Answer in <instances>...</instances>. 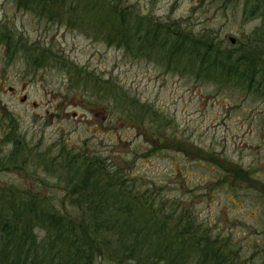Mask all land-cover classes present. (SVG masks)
<instances>
[{
	"label": "rangeland",
	"instance_id": "rangeland-1",
	"mask_svg": "<svg viewBox=\"0 0 264 264\" xmlns=\"http://www.w3.org/2000/svg\"><path fill=\"white\" fill-rule=\"evenodd\" d=\"M117 2L171 31L210 37L221 45L231 37L241 41L259 20L244 16L242 0ZM96 3V12L80 17L69 11V19L76 22L65 27L60 20L47 25L33 12L17 8L16 0H1L0 34L8 33L15 50L6 53L0 45V136L11 125L18 136L43 150L56 140H64L68 149L86 140L104 160L133 175L137 185L156 187L178 199L213 235L228 234L243 259L237 263L264 264V98L177 71L175 61L106 42L98 36L104 33L103 25L97 31L86 20L102 22L112 2ZM84 21L86 25H78ZM41 27L45 40L38 36ZM49 46L54 63L37 66L38 50ZM60 59L70 62L67 71ZM75 67L92 73L87 84L72 78ZM103 80L115 86L122 99L143 103L156 115L148 116L160 121L150 123L146 117V126H136L119 119L120 112H127L121 104L114 106L112 95L107 99L86 89ZM9 86L16 91L12 97L4 92ZM22 92L27 93L25 104L19 101ZM156 129L163 132L161 138L154 136ZM1 146L5 158L10 144ZM3 165L0 187L46 193L26 171L13 163Z\"/></svg>",
	"mask_w": 264,
	"mask_h": 264
},
{
	"label": "trees",
	"instance_id": "trees-1",
	"mask_svg": "<svg viewBox=\"0 0 264 264\" xmlns=\"http://www.w3.org/2000/svg\"><path fill=\"white\" fill-rule=\"evenodd\" d=\"M103 1L112 2L113 8L105 10L102 22L89 16L86 21L97 31L103 25L104 33L98 36L106 42L127 52L175 61L177 71L264 98V0H242L244 16L259 20L241 41H222L224 45L195 33L171 31L117 0ZM16 2L24 9L36 4L50 8L69 25L76 22L69 19V11L80 17L97 10V0H87L86 8L84 0ZM11 44L9 40L8 53L15 50ZM61 63L67 71L70 62ZM72 71L77 84L91 80L92 73L83 67ZM102 82L94 81L86 89L107 99L112 95L114 106L121 104L127 112H120L119 119L136 126L146 117L150 123L160 121L148 116L156 115L143 103L122 99L115 86ZM130 110L136 112L129 115ZM10 129L0 139V153L3 143H11L4 152L8 155L0 156V167L13 163L36 178L35 186L46 193L0 187V264H246L237 263L243 259L228 234L213 235L178 199L164 196L156 187L137 185L133 175L104 160L86 140L70 149L64 140H56L43 150L18 136L14 126ZM162 135L156 129L154 136Z\"/></svg>",
	"mask_w": 264,
	"mask_h": 264
},
{
	"label": "flooded vegetation",
	"instance_id": "flooded-vegetation-1",
	"mask_svg": "<svg viewBox=\"0 0 264 264\" xmlns=\"http://www.w3.org/2000/svg\"><path fill=\"white\" fill-rule=\"evenodd\" d=\"M0 3H1V0H0ZM16 7L24 9L23 7L19 6L17 4V2H16ZM25 10L33 12L34 14H36L39 17V20L42 22H46L47 25H49L50 23H56L58 21L56 12L51 11L50 8H45V7L41 6L40 4H36L35 6H33L31 8H26ZM59 24H62L65 27L70 26L67 22H63V23L60 22ZM0 27H1V29L3 27L1 20H0ZM1 32H2V30H1ZM38 36H40L43 40H45V38L47 37L46 32H44V29L42 27L40 29V33L38 31ZM8 41H9L8 33H1L0 34V45H2L4 52H6V53L9 50ZM15 44H16V42H15ZM51 50H52V48L50 46L46 47V48H40L38 50L37 55H36L35 60H34V62L36 63L37 66L43 67V66H46V64L52 65L54 63L53 60H55V57H53ZM2 90H3V85L0 84V91H2ZM4 92H9L10 96L12 97V96H14L16 91H15L13 86H9V87H7L6 90H4ZM27 100H28L27 93L22 92V94L19 97V101L21 103L25 104L27 102ZM0 103H1V100H0ZM30 104L36 106L35 102L30 103ZM72 114L74 115L75 111H73ZM8 128L10 129L11 125H8ZM9 129H8V131L5 130L4 134H9V132L11 131V130L9 131ZM3 135L0 136V139L2 138ZM6 143L10 144V146H9V148H10L11 147L10 141H8ZM9 148H8V150H9ZM8 150H6V151H8Z\"/></svg>",
	"mask_w": 264,
	"mask_h": 264
},
{
	"label": "water",
	"instance_id": "water-1",
	"mask_svg": "<svg viewBox=\"0 0 264 264\" xmlns=\"http://www.w3.org/2000/svg\"><path fill=\"white\" fill-rule=\"evenodd\" d=\"M230 41L233 43V42H234V38H233V37H231V38H230Z\"/></svg>",
	"mask_w": 264,
	"mask_h": 264
}]
</instances>
